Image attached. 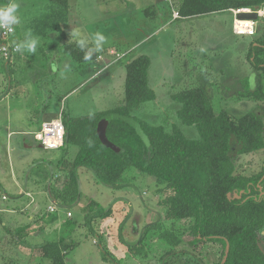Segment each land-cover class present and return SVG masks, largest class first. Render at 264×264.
<instances>
[{"label": "rangeland", "instance_id": "rangeland-1", "mask_svg": "<svg viewBox=\"0 0 264 264\" xmlns=\"http://www.w3.org/2000/svg\"><path fill=\"white\" fill-rule=\"evenodd\" d=\"M173 1L175 4L178 2ZM16 2L20 4L22 22L16 26L12 39L23 40L24 32L31 29L33 35L40 38V44L34 54L23 53L26 61L22 59L17 63L18 71L14 79L0 76V82L5 81L4 85H0V93L9 83L14 85V97L16 94L21 97L10 99L11 106L22 104L24 108H33L31 112L25 113L26 120L24 117L15 118L21 115L20 111L23 112L21 108H12L11 117L14 123L23 122L31 130L29 135L34 140L30 144L26 143L28 146L23 145L22 152L14 145L9 162L5 146L10 130L5 126L8 100L1 101L0 181L4 182L0 186V264H51L46 258H31L28 253L33 244L48 240L55 242L59 238H63L62 244L72 247L70 250L63 248L66 264H195L194 261H185L182 252L191 250L187 244L177 246L178 254L171 257L169 252L173 247L160 238L163 231H173L179 237L186 234L191 220L162 219L158 208L163 197L162 186L157 185L151 176L130 168L115 185H104L97 183L91 170L80 168V173H76L78 189L69 185L70 179H67L62 163L71 162L77 148L65 145V138L57 149L38 146L44 119L43 122L34 120L33 114L37 110L35 105L40 101L41 92L47 93L46 89L52 97L56 83V92L65 97L61 102L63 108L72 116L113 110L124 100L125 65L137 53L147 55L150 45L158 50L152 54L148 74V84L155 91L156 99L133 109L130 118L143 119L151 125H163L171 132L174 125L181 124L176 115L179 104L171 96L199 86L211 94L217 111L226 108L235 117L254 111L264 121V98L256 100L239 96L242 89L240 80L245 76H248L251 86L255 85V75L251 77L254 72L247 54L251 44L264 37V19L261 16L256 19L252 35H239L234 32L235 19H238L240 12L250 11L230 9L180 17L173 21L169 20L171 17L160 22H151L148 18L150 21L147 22L144 10L153 7L150 6L152 0H68L73 11L71 15L67 11L66 21L70 16L76 25L68 31L65 27L67 22L63 24L55 19L54 10L57 6L50 1ZM75 3H81L83 15L75 9ZM168 5L165 0H161V6L165 9L169 8ZM126 17L128 22L124 21ZM260 27L262 30L259 33ZM73 30H79L86 36L102 32L107 37V43L101 53H107V59L132 47H135V51L123 58L124 62L119 60L121 62L116 70H109L113 66L105 62L91 76L87 75L88 72L84 74L86 67L78 66L66 55L70 64H61L59 76L53 78L49 73L50 58L46 54L53 55L55 51L52 49L57 44L63 52L65 44L76 45L71 39ZM12 56L5 59L0 53V66L5 65V72L9 73V67L13 64ZM100 59L97 55L94 64L88 65H95ZM17 81L20 86L15 88ZM182 128L188 137L196 136L193 127ZM232 150L231 155L241 174L245 171H242L245 165L248 174L259 172L264 167V147L243 157L237 155L235 146ZM14 169L19 174V181H15L12 175ZM50 173L52 179H47ZM36 176L42 186L35 182ZM9 182L12 185L9 186ZM19 183L21 188L18 187ZM14 184L17 187L12 188ZM259 188H264V182ZM91 200L105 209L110 208L111 217L88 219V211L84 207ZM26 202L29 203L26 205ZM151 225L155 227L148 229ZM259 236L264 250V229ZM139 244L141 248H138ZM201 249L195 252L201 257V264H216V251L220 250V246L205 244Z\"/></svg>", "mask_w": 264, "mask_h": 264}, {"label": "trees", "instance_id": "trees-1", "mask_svg": "<svg viewBox=\"0 0 264 264\" xmlns=\"http://www.w3.org/2000/svg\"><path fill=\"white\" fill-rule=\"evenodd\" d=\"M48 1L57 6L55 19L66 24L68 0ZM263 5L264 0L174 2L182 18L230 9L256 10ZM168 10L171 17L170 5ZM144 11L149 17V9ZM63 50L78 66L94 64L97 57L96 53L91 61H84V52L73 44H65ZM247 59L255 75V85L251 86L248 76H245L240 80L242 89L239 96L261 100L264 98V37L251 44ZM150 63V57L142 54L125 65L124 100L113 110L81 116H72L62 110L64 143L77 148L73 160L62 163L65 175L70 179L68 184L78 189L76 173H80V168L91 170L97 183L104 185H115L128 169L134 168L162 186L163 197L158 208L163 220H191L189 231L180 237L173 231L160 234V238L173 247L169 252L171 257L178 254L177 246L185 243L191 248L182 252L185 261L201 264V257L195 252H200L205 244H212L220 246L216 251V264H264L259 236L264 229V190L259 188L264 180V167L259 172L248 174L245 165L241 174L231 155L234 146L241 157L264 147V121L257 113L249 111L235 117L226 108L217 111L211 94L198 86L171 96L179 104L176 115L181 123L174 125L171 132L163 125H151L143 119L133 118L140 125L148 144L133 126L121 119L109 121L104 132L99 131L98 123L106 114L130 117L133 109L156 99L155 91L148 84ZM182 126L193 127L196 136L188 137ZM84 208L88 211V219H106L112 215L110 208H103L95 200ZM153 227L155 225L148 229ZM62 243L63 238L55 242L43 241L32 245L28 254L31 258H46L51 264H66L63 248L70 250L72 247ZM141 247L139 244L138 248Z\"/></svg>", "mask_w": 264, "mask_h": 264}, {"label": "crops", "instance_id": "crops-1", "mask_svg": "<svg viewBox=\"0 0 264 264\" xmlns=\"http://www.w3.org/2000/svg\"><path fill=\"white\" fill-rule=\"evenodd\" d=\"M75 1H77V0H75ZM78 1H80V0H78ZM95 1H98V0H95ZM150 6H153V7L149 8V10L151 12L150 13L151 17L150 16L149 17L146 16L147 22L150 21V20H148V18L151 19V22L152 21H155V22L159 21L160 22V21H163V19L170 17L169 16L170 13L167 14L168 11H169L168 10L169 8L165 9L163 6H161V0H152V3L150 4ZM170 8H171V6H170ZM75 9L78 12L79 11L82 12V15H83V9H82L81 3H75ZM72 11H73V7H72V4L70 3L69 4V9H68V14L71 15ZM114 15H116V14H114ZM128 15H129V13H128ZM98 17H100V16H98ZM169 20L173 21L172 16H171V19H169ZM124 21L128 22L127 17H126V19ZM66 22H67V24H66L65 27H66V30H68V31H69V29L71 30V28H74L76 26L72 22V20L70 19V16L68 18V21H66ZM149 26L151 27L150 23H149ZM138 30L141 31V29H138ZM148 47L150 49V52L147 53V55L150 57V60H151L152 59V54L157 53L158 50H155L153 47H150V45H148ZM134 48L135 47H132L129 50H125L124 53L123 52H119L120 53L119 55L114 54L113 55L114 58H112V59H107L106 58L107 57V53L98 52L97 55L100 56L101 59L97 60L95 65L85 64V65L81 66V67H86V70H85L84 74L86 75L87 72H88L87 75L90 74V76H91L93 73L97 72L98 68L105 62H108L109 65L113 66V67H110L109 70H112V71L116 70V67L119 66L120 62L124 60L123 58L128 57L129 55H131L135 51ZM52 50L55 51V53L53 55L47 53L46 56L50 58V62L51 63H50V67H49V73H51L53 75V78H54L55 76H59V74H60V65L61 64L69 65L70 63L67 60V57H66L67 54L65 52H63L59 48V44H57V47L53 48ZM104 52H106V51H104ZM108 54H110V51H109ZM138 55H142V53H137L136 56H138ZM136 56H134L133 58H135ZM22 59H24L26 61L24 54H21L19 52L13 54V56L11 58L13 64H11L10 67H9V73H8V71L5 72V70L3 68L5 65H1L0 66V76L1 77L4 76V79H10V78L14 79L13 76H15L17 74V71H18L17 70V63L21 62ZM60 60H61V62H60ZM119 60H121V61H119ZM115 61H117V62L115 63ZM59 62H60V64H59ZM124 64H126V63H124ZM150 67H151V64H150ZM11 69H13L12 72H11ZM91 69H93V70H91ZM62 72L64 73V69L62 70ZM148 74H149V70H148ZM251 77H254V74L251 75ZM0 79H2V78H0ZM53 81H54V79H53ZM4 84H5V81L0 82V85H4ZM19 86H20V83L17 81V85H16L15 88H17ZM13 88H14V85H9V83H8V87L5 88V90H3L2 93H0V102L8 100L7 101V110H6V111H8V113H7V119L5 121V126L7 128H9L11 131L9 130L8 133H7V140L5 142V146H6V149H7V152H8V156L7 157L9 159L10 163H11L10 153L14 151V145H16V148L20 149L19 151L22 152L23 151V145L28 146L26 143L30 144V143H32L34 141L33 138H31L32 136L29 135V132L31 130L26 128V126L23 125L24 124L23 122H19L18 121V122L14 123V121L12 120V117H11L12 108L15 109V110L21 108L24 113L21 112L20 110H18V111H20L21 115H19L18 117H15V118L18 119L20 117H24V120L27 119V116L25 115V113L26 112H31L32 109H33V108H24L22 106V104H18V105L15 104V106H11L10 105V103H9L10 99L21 98L17 94L14 97L15 90ZM52 90L55 91V93H53L52 97L49 96L47 89H46V92H47L46 94L41 92V94L39 95V97H40L39 100L40 101H37V103H36L37 106L35 105V107H37V110L34 111V114H33L34 117H35L34 120L37 119V120H41V122H43V119H44V122H45L46 119L51 118L52 116H54L55 113L59 114L64 109L63 108V104L61 102H62V100L65 97H62L63 94L61 95L60 93L56 92V83H55V86H54V88ZM70 90H73V88H70ZM24 95L25 94L22 93L23 97H24ZM65 96H67V95H65ZM53 97L55 98V101H53ZM19 132L21 134H19ZM0 167H1V165H0ZM11 172L13 173L12 175H14L15 181H19L18 180L19 174L16 173L15 169L12 170ZM38 178H39L38 176L35 177V179H36L35 182L38 183L39 186H42L43 184L40 183L39 181H37ZM47 179H51V173H50V176H47ZM3 182L4 181H2V180L0 181V186L1 185L3 186ZM10 184L12 185V183L9 182V186H10ZM17 184L16 185L14 184V186L12 188H15V186L17 187ZM18 187L21 188L20 183H19ZM24 192H25V190H24ZM28 203L29 202H26L25 204L27 205ZM47 225L49 226V224H47ZM47 225H46V227H48ZM52 230L53 229H50V231H52ZM17 231L18 230H16V233H17ZM26 233H25V235H26ZM14 239H16L15 235H14ZM36 244H38V243H36ZM36 244H33V245H36Z\"/></svg>", "mask_w": 264, "mask_h": 264}, {"label": "clouds", "instance_id": "clouds-1", "mask_svg": "<svg viewBox=\"0 0 264 264\" xmlns=\"http://www.w3.org/2000/svg\"><path fill=\"white\" fill-rule=\"evenodd\" d=\"M19 12L20 4L17 3L16 0H6V2H0V30H6L8 33L14 34L16 32V26L21 25L22 22ZM71 39L75 42L77 47L84 52V61H91L94 54L101 52L104 45L107 43V37L99 31L86 36L79 30H73L71 31ZM13 43L17 52L21 54L25 52L34 54L40 44V38L34 36L31 29H28L24 32L23 40H15ZM56 116L57 114L51 118ZM39 143L41 144V142Z\"/></svg>", "mask_w": 264, "mask_h": 264}, {"label": "built area", "instance_id": "built-area-1", "mask_svg": "<svg viewBox=\"0 0 264 264\" xmlns=\"http://www.w3.org/2000/svg\"><path fill=\"white\" fill-rule=\"evenodd\" d=\"M171 6V15L172 19L176 20L180 18L179 12L175 9L174 1L173 0H165ZM255 11L258 13L259 16L264 17V5L257 8L256 10H249V8H240L236 9L237 12L239 11ZM256 21L253 19H235L234 22V32L239 35H252L255 31ZM15 34V33H14ZM14 34L8 33L6 30H0V37H2L3 42L0 43V53L3 54L5 59H8L10 55L17 53L14 48V41L12 40V36ZM41 144L43 147L47 149H57L59 148L65 136V127L61 115L59 114L56 117L51 118L48 121L44 122L40 133Z\"/></svg>", "mask_w": 264, "mask_h": 264}, {"label": "water", "instance_id": "water-1", "mask_svg": "<svg viewBox=\"0 0 264 264\" xmlns=\"http://www.w3.org/2000/svg\"><path fill=\"white\" fill-rule=\"evenodd\" d=\"M259 17L258 13L255 12V11H252V12H240L238 14V18L239 19H253V20H256L257 18ZM50 119V118H49ZM49 119H46V120H49ZM113 119H121L125 122H127L128 124H130L131 126H133L136 130V132L142 137V139L148 144V140L145 136V134L143 133V131L141 130L140 128V125L137 123L136 120H134L133 118H130L128 116H124V115H121V114H118V113H108L106 114L105 116H103L99 123H98V129L101 133L104 132V129H105V126L106 124L113 120ZM39 147H43L42 144H38Z\"/></svg>", "mask_w": 264, "mask_h": 264}, {"label": "flooded vegetation", "instance_id": "flooded-vegetation-1", "mask_svg": "<svg viewBox=\"0 0 264 264\" xmlns=\"http://www.w3.org/2000/svg\"><path fill=\"white\" fill-rule=\"evenodd\" d=\"M263 180V179H262ZM262 182H264V180L262 181ZM260 186V185H259ZM261 190H264V188H260Z\"/></svg>", "mask_w": 264, "mask_h": 264}]
</instances>
